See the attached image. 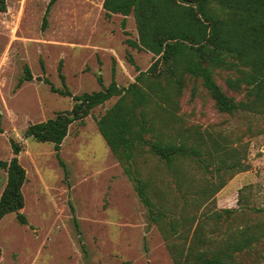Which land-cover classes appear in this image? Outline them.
<instances>
[{"label":"rangeland","instance_id":"374dc122","mask_svg":"<svg viewBox=\"0 0 264 264\" xmlns=\"http://www.w3.org/2000/svg\"><path fill=\"white\" fill-rule=\"evenodd\" d=\"M5 1V10H0V159L10 156V139L22 143L19 162L26 170L22 211L27 224H20L14 213L0 220V264H174L167 244L183 243V234L188 243L198 220L209 243H218L246 225L259 231L264 227V117L248 111L218 112L206 90L189 77L173 108L179 120L167 132H177L173 126L209 131L225 149H212L209 172L190 161L181 162L184 175L179 186L156 156L146 150L138 155L137 167L150 181L152 198L167 214L168 238L149 220L133 182L97 128L95 119L117 96L69 126L59 151L64 165L52 143L26 138L28 124L53 117L73 104L71 97L52 92L41 80L47 77L62 87L60 62L65 84L73 94H81L107 86L112 78L127 87L138 73L135 65L146 70L153 56L127 43L137 39L132 14L122 26L121 14L104 16L102 0H55L45 23L49 0ZM25 65L33 77L18 84ZM228 74L219 70L216 80L237 101L243 94L227 88ZM223 155L228 166L219 168ZM234 159L247 168L232 164ZM5 178L0 168V193ZM220 180L224 181L221 189L213 194L207 190L196 210L187 213L199 217L177 226V233L171 231L167 221L183 217V191L192 200L194 190L205 184L213 188ZM188 187L191 190H184ZM223 208L236 211L226 220L207 217ZM230 264H264V236L253 248L235 253Z\"/></svg>","mask_w":264,"mask_h":264},{"label":"trees","instance_id":"16d2710c","mask_svg":"<svg viewBox=\"0 0 264 264\" xmlns=\"http://www.w3.org/2000/svg\"><path fill=\"white\" fill-rule=\"evenodd\" d=\"M54 1L49 0L43 23ZM5 2L0 0L1 11L5 10ZM102 8L107 18L121 14L122 26L126 16L132 14L137 39H127V43L150 52L152 62L146 70L135 65L138 73L127 87H120L112 78L107 86L81 94H73L65 84L60 62L58 75L62 87L54 86L47 77L41 80L50 85L52 92L71 97L73 104L70 109L56 112L53 117L28 124L24 136L52 143L60 163L64 165L59 151L69 126L74 121L81 122L94 107L117 96L116 101L95 119L97 128L133 182L149 220L164 230V237L168 238L170 233L164 227L167 214L160 202L152 198L150 181L137 167V157L144 150L156 156L178 186L184 175L181 162L190 161L203 172L212 170L209 168L213 163L212 149L225 148L214 141L211 132L180 126H173L175 133L167 132L171 124L179 120L173 108L177 106L176 97L182 93L188 77L201 84L218 112L232 115L248 111L264 117V0H102ZM129 58L134 63L132 57ZM42 67L44 72L43 64ZM219 70L229 72L225 84L229 90L241 92V99L236 101L222 89L216 80ZM32 77L25 65L23 78L18 84ZM98 81L102 84L101 77ZM22 148V143L10 139V156L0 159V168L6 172L0 193V220L14 213L20 224H27L22 211L25 203L22 187L26 181V170L19 162ZM232 164L241 170L247 168L238 159H234ZM218 166H228L226 155L219 157ZM223 185V180L213 188L211 184H205L193 191L196 197L192 200L183 191V217H178L180 221L178 218L169 219L167 225L170 230L177 233V226L184 227L188 221L194 222L199 216L187 213L196 210L202 201L200 197L205 196L207 190L212 189L213 194ZM234 211L236 208H223L211 211L207 217L226 220ZM203 229L198 220L188 243L187 236L183 234V243H177L175 247L167 244L174 264H230L235 253L253 248L254 243L264 236V227L259 231V227L246 225L226 234L218 243H209L201 233ZM181 237L182 234L177 238ZM197 243L203 247L197 248Z\"/></svg>","mask_w":264,"mask_h":264}]
</instances>
